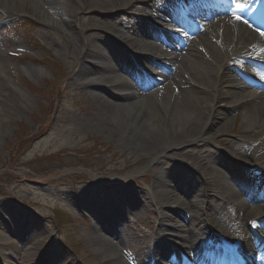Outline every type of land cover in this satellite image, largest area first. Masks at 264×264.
<instances>
[{"label":"rangeland","instance_id":"rangeland-1","mask_svg":"<svg viewBox=\"0 0 264 264\" xmlns=\"http://www.w3.org/2000/svg\"><path fill=\"white\" fill-rule=\"evenodd\" d=\"M29 1L14 0L15 7L10 13L0 9V166L24 134L34 133L39 128L37 120L43 119L51 95V85L46 80L61 79L64 92L51 119V129L30 143L16 162L24 165L26 170L17 169V174L29 173L28 176L20 181L6 179L0 183V259L6 260L4 264H20L19 255H24L28 264H43L41 261L45 260L48 264H155L156 261L164 264L159 257L146 255L145 249L164 236L163 231L171 229L172 225L179 229L182 226L196 228L204 221L200 214L192 213L189 208L186 210L189 219L185 220L176 217L163 204L155 205L156 192L162 190L175 206L189 205V201H194L191 186L201 185L203 179L211 181L209 165L214 161H230L231 167L244 171L245 167L240 166H247L249 174L258 173L261 168L264 170V159L261 168L252 164L264 156V118L257 112L242 110L244 108L230 110L235 97L231 91L214 103L218 121H210L203 128L205 139L168 150L166 155L161 151L152 155L133 151L125 146L127 136L124 133H111L109 126H103V103L95 97L105 98L103 93L86 87L84 78L75 81L73 74L90 63L87 57L85 59L86 45L94 43L97 36L102 39L126 37L142 57L148 56L145 51L149 45L140 40L135 31L138 30L135 28L137 7L142 5L130 3L133 7L125 8L126 15L114 13L117 17H103L97 14L100 0H33L32 4ZM141 1L152 0H134ZM169 2L171 5L179 3L178 0H159L161 5ZM5 3L9 2L2 0L0 6ZM243 15L248 17V14ZM250 18L254 20V17ZM26 21L34 23L31 33L25 36L14 31L16 25ZM105 21H111L117 28L107 30L95 25ZM244 22L248 25L251 20L248 17ZM209 32L206 33L208 37ZM210 45L223 47L219 43ZM198 51L202 55L205 53L201 48ZM103 53L109 58L112 69L120 75V83L131 84L132 80L121 71L118 62L121 58L116 57L115 50L107 46ZM138 60L151 66L145 59ZM238 63L243 70L247 68L240 61L230 64L238 66ZM250 68L254 75L257 70ZM247 71L251 72L250 69ZM155 72L163 71L156 67ZM259 75L264 76V72ZM227 76L230 81H238L233 73L227 72ZM106 79L102 81L103 86L110 85ZM117 81L115 85L120 84ZM155 88L150 87L147 93ZM244 90L248 92L249 89L245 87ZM172 93L167 96L170 102L171 96L173 99L176 95L175 91ZM201 107L206 109L205 104ZM250 109H254L253 106ZM137 113L129 108H113L111 117H106L104 123L108 121L112 127L125 124L127 130H132L129 134L133 135L136 130L133 127L138 124ZM221 122H224L223 127L219 125ZM167 141L163 139L164 144ZM183 152L191 154L183 155ZM231 169L237 175L240 173ZM257 185L264 188L263 184L257 182ZM107 190L123 197L130 196L129 199L137 202V206L126 207L125 215H120L121 219L117 221L105 215L111 220L112 227L101 225L98 222L100 214L87 204L92 193ZM208 198L217 201L209 191L205 196L206 200ZM201 199L203 196L198 200L201 202ZM231 206L221 205L220 210L217 206L211 213V216L214 214L212 223L207 221L218 236L223 234L224 239L219 240L223 244L236 238L231 227L236 207L233 203ZM162 213L176 223L167 220L159 224L158 215ZM111 229L124 232L128 243L121 244L111 238ZM95 232L103 233L114 250L109 251L100 244ZM176 240L167 237L166 242L171 244Z\"/></svg>","mask_w":264,"mask_h":264},{"label":"bare ground","instance_id":"bare-ground-1","mask_svg":"<svg viewBox=\"0 0 264 264\" xmlns=\"http://www.w3.org/2000/svg\"><path fill=\"white\" fill-rule=\"evenodd\" d=\"M1 1L2 0H0V2ZM4 1L9 3H5V6L1 4L0 9H5L7 12L9 11V13L13 12L15 6L12 2H14V0ZM29 3L32 4L33 0H30ZM130 3L139 4V2H134V0H100L97 14L100 13L99 15L103 17L116 16L114 13H117V15H126L125 8L131 5ZM221 3H223L222 0ZM208 4L213 7V0L211 2L209 1ZM130 7L133 6L131 5ZM146 7L147 6L140 7L139 5L137 9L140 10L139 13L149 17L151 12L147 11ZM230 12L233 11L231 10ZM95 25L104 27L107 30H115L117 28V25L112 24L111 21H105ZM135 28L138 29L135 30L138 31V35L144 33V31L140 30L138 21ZM144 34L148 37H152L154 31H145ZM94 39V43H87L86 45L87 51L85 55L91 63L80 67V69L73 74V79L84 78L86 85L90 86L91 89L93 88L94 92L100 91L103 93L105 98H101L100 95L94 94L97 99L94 98L98 102L103 103L101 106V120L103 126H109L111 133L114 131L124 133V135L127 136L125 146L133 151L143 152L146 155H152L161 151L162 155H166V151L168 150L205 139L204 135H202V132H204L203 128L209 125L210 121L211 123L212 121H218L217 116L219 115L215 112L214 103L231 91L232 94H235V97L230 103V110L244 108L242 110L257 112L264 118V93H260V91L257 90L251 92L249 91L250 89L246 92L242 84L236 81H230V78L227 76V71L229 70L228 65L233 57H253L252 60L258 63L255 65V69L262 68L260 64H264V43L238 20L230 22L225 18L220 19L210 30L209 37L207 34H202L196 38L194 34L181 37L179 40L181 44H183L181 50L180 46H178V48L175 49L176 51L167 53L157 46H149V49L145 51L148 57H142V53L138 49L132 48L130 46V40L126 37L117 36L102 39L97 36ZM210 43H219L223 45V47L219 49L218 46L215 47L210 45ZM107 46H112L117 55L118 53L121 56L123 55V61L138 62L148 74L155 76V80L150 85L148 84L142 92L133 91L130 84L126 81L125 83L127 84L124 82L120 83V75L110 68L109 59L103 53V48H107ZM198 48L203 49L205 53L202 55V53L198 51ZM256 51L259 53L257 57L252 55V53ZM138 59L148 60L152 65L161 69L163 72H152L147 64ZM168 68L170 71H168ZM165 69L168 72L165 71ZM102 77L103 80L107 77V84L110 85L103 86ZM116 80H118L116 83L119 82L120 84L115 85L114 82ZM261 86L264 88V80H261ZM150 87L156 88L147 93ZM173 91L176 92V95L173 96V99L171 96L170 102V100H167V96L168 94L172 95ZM202 103L206 106L204 110L201 107V105H203ZM252 106L254 109H250ZM113 108H129L132 111L138 112V115L135 117L136 120L138 119L139 121L137 120L138 124H135L133 127V129L136 128L133 135L132 133L129 134L132 130H127L125 124H121L120 127H112L108 121L104 123L106 117L107 119L111 117L110 111ZM221 123L222 125H219L223 127L224 122ZM262 123L264 127V120ZM213 125L215 126V123ZM165 129H167V131L165 133L162 132ZM164 138L168 139L165 144L163 142ZM181 153L182 152H180V154ZM189 154H191V152H183V155ZM262 159H264V156L255 159L252 164H256L257 168H261ZM197 162L200 164L199 160H197ZM217 163L219 162L214 161L212 165H209V170L211 171L210 177L213 180L205 182L203 179L201 185L197 183L191 186L192 198L194 201H189V206L194 212L199 213L203 217V221L206 225L203 224L196 228L182 226L181 229L172 225L171 229L163 231L164 236L158 241H154L150 248L145 249L146 255L151 254L154 257L157 256L163 259L167 256L169 264H188L186 261V253L184 252L185 254H182L178 252V246L179 248L181 247L180 244L177 243H184L186 242L185 239H188L191 242L194 241L197 245H201L206 236L212 231V227L209 228L212 225L209 223H212L213 218L211 217L214 216V214L211 216V213L215 212L214 209L217 210V206L218 210H220L221 205L227 206L229 202L233 200V203L237 205V208L234 209V215H236L234 216L235 219H231L233 233L236 234V238H241L244 242H246L247 239L248 248L255 253L257 264H264L263 246L255 239L254 228L248 224L250 219L253 218L252 214L245 208V204L241 202V197L235 193L230 186L231 184L226 181V174L223 171H232L231 168H233L240 172L238 173L239 176L235 174L237 177L245 178V180L261 179L260 183H263L264 170L261 168L258 173L252 175L249 174L247 170L244 171L243 169L231 167L232 162L230 161ZM243 167L246 169L248 168L247 166ZM231 173H233V171ZM174 175L175 174L172 176ZM214 180L219 188L213 187L212 183ZM153 181L154 183L157 182L156 179H153ZM208 191L217 198V201L215 200L216 202L211 198L205 199V196L208 195ZM107 194L112 193L108 192ZM115 194L118 195L117 192ZM96 196L97 194L94 192L89 197L95 198ZM123 196L124 195H118L119 200L115 201L112 197H108L106 203H101V205L116 206L117 208L110 207L109 209L101 210L95 205L93 208L90 207L91 210L93 209L92 211L100 214L101 218L98 222L101 225L111 226L112 222L110 219L106 218V216L111 215L113 220L117 221L121 219L120 215H125L124 211L126 207L133 205L137 206L135 199L131 200L129 199L130 196L128 198ZM200 196H203V199H201L202 203L198 200ZM169 199L170 198H167L162 190H159L156 192L155 201H153V203L155 205L163 204L164 208L168 209L171 213L176 215V217L179 215L183 216L184 209L182 208V204L175 206ZM95 202H98V200L96 199L93 204H96ZM252 203L261 204L255 198L252 199ZM84 208L88 209L89 207ZM258 211H264V206L258 209ZM105 212H108V214L106 215ZM158 216L159 224L167 220L174 222L173 219L165 213ZM207 221H209V223ZM182 232H184L183 235ZM109 233L112 234L110 235L111 238L117 239L121 244L125 242L128 243V239H126V234L124 232L111 229ZM166 236L177 239V241H173V246L166 242ZM95 238L100 244L108 247L109 251L114 250V247L106 241L107 238L103 233L95 232ZM174 244L177 246V249L174 247ZM107 257L110 258L111 256L109 255ZM17 258L20 264H28V260L24 255H19ZM5 261L4 259H0V264H4ZM41 263L48 264L49 262L45 260L41 261Z\"/></svg>","mask_w":264,"mask_h":264},{"label":"trees","instance_id":"trees-1","mask_svg":"<svg viewBox=\"0 0 264 264\" xmlns=\"http://www.w3.org/2000/svg\"><path fill=\"white\" fill-rule=\"evenodd\" d=\"M51 83V95H50V102L49 106L44 110V117L43 119L39 120L40 124H42V127L38 130V132L35 135H28L25 138H21V140L18 141V144L14 145L11 149L10 153L8 154V159L4 162L3 167L9 168L11 170H14L13 165H16V162L19 158V156L22 154V151L24 147L29 144L31 141L37 139L39 136L43 135L47 129L49 128V124L47 123V120L50 119L51 113L53 111V108L55 106V100H60L63 94V86H60L56 95V99L53 98L54 94V84L53 82L49 81ZM46 121V123H45ZM8 179L10 180H20L21 178L18 177L15 174V171H7L0 174V183L4 180Z\"/></svg>","mask_w":264,"mask_h":264}]
</instances>
